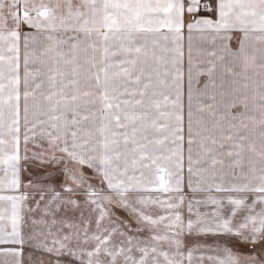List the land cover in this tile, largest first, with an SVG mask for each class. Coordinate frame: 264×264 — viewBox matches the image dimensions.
I'll return each instance as SVG.
<instances>
[{
	"label": "snow or ice",
	"instance_id": "6c2138e0",
	"mask_svg": "<svg viewBox=\"0 0 264 264\" xmlns=\"http://www.w3.org/2000/svg\"><path fill=\"white\" fill-rule=\"evenodd\" d=\"M22 160L62 180L0 195V264H264V0H0V192Z\"/></svg>",
	"mask_w": 264,
	"mask_h": 264
},
{
	"label": "rangeland",
	"instance_id": "374dc122",
	"mask_svg": "<svg viewBox=\"0 0 264 264\" xmlns=\"http://www.w3.org/2000/svg\"><path fill=\"white\" fill-rule=\"evenodd\" d=\"M73 2H76V0H73ZM23 32L24 33H30L33 30H30L27 28V26H23ZM188 33H187V28L184 29L183 33V51H184V57H183V62H182V71L184 73L183 77V90L182 92H189V87H188V69H189V64H188ZM192 56H193V67H197V61L200 59L198 56V53L201 48V43L199 41L198 36L193 35V40H192ZM21 56H23V37L21 38ZM21 71H23V61L21 60ZM206 81V78L203 76L197 77L195 72H193V80H192V87H191V92H201L204 93V83ZM219 83V81H218ZM22 96V107L24 105V100H23V94ZM29 118L31 119L32 116L31 114L29 115ZM21 122L23 123V113L21 114ZM31 147V146H30ZM22 156H23V148L21 150ZM31 154V151L29 152ZM35 164H29L28 162L23 160L22 164V170L25 174L30 176L31 170H38L39 174H46L47 170L53 169L54 172H57V169L54 166L51 167H38ZM58 174V175H57ZM62 180V176L59 175V173H56V184L59 183V181ZM187 243L185 244V256L187 255V250L192 249L193 250V264H196V261L199 260L201 254L205 255V261L204 264H208L206 256L208 254H214V246H213V237H206V238H196V237H186L185 238ZM199 244L200 247H196V245ZM204 245H208V247H205ZM247 246L240 245V251L243 252L244 254H247L245 252ZM25 251H27V257H26V263L25 264H39L40 260H44L45 264L47 262L48 257L46 255H42L39 251L35 250L34 248L31 247L30 243L25 244ZM185 264H187V261H185Z\"/></svg>",
	"mask_w": 264,
	"mask_h": 264
},
{
	"label": "crops",
	"instance_id": "0c3cea01",
	"mask_svg": "<svg viewBox=\"0 0 264 264\" xmlns=\"http://www.w3.org/2000/svg\"><path fill=\"white\" fill-rule=\"evenodd\" d=\"M192 93V116H193V123L195 124V119L199 115L198 109L201 106V104L211 103V100L204 95V93L201 92H191ZM189 92H182V115H183V129H184V157H185V191H187L186 188V182H187V130H188V116H189V99H188ZM22 99V96H21ZM219 99V98H218ZM23 113V107H22V100H21V114ZM22 155V153H21ZM22 164L23 160L21 161V167H20V181H21V187L19 191H12V190H5L0 192V195H22L25 192L31 193V189L26 188L25 185H28L30 181L33 183L37 182L38 180L40 182H45L47 180L48 183H54L56 184V173L53 169L47 170L46 174H39L38 170H31L30 176L25 174L22 170ZM38 168V167H37ZM58 175V174H57ZM24 231L27 238V231H28V225L25 224ZM27 251H24V264L26 263V257H27ZM2 259V258H0Z\"/></svg>",
	"mask_w": 264,
	"mask_h": 264
}]
</instances>
